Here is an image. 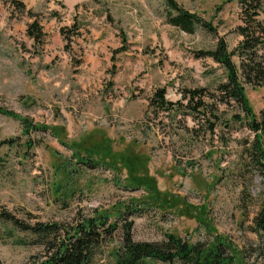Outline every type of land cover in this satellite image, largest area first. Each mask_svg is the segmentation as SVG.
Instances as JSON below:
<instances>
[{
  "label": "rangeland",
  "instance_id": "1",
  "mask_svg": "<svg viewBox=\"0 0 264 264\" xmlns=\"http://www.w3.org/2000/svg\"><path fill=\"white\" fill-rule=\"evenodd\" d=\"M177 2L217 33L199 28L189 35L166 27L164 0L160 12V0H115L113 15L122 30L118 49L124 45L126 51L114 55L116 49L109 60L115 68L89 84L91 77L80 68L83 54L78 48L73 53V45L65 50L48 22L56 17L57 25L66 23L65 0H36L28 4L30 17L10 18L9 3L0 1V112L47 129L26 134L21 121L0 113V211L34 225L72 224L97 214H108L114 223L119 212L138 208L143 215L128 220L136 241L162 242L174 235L195 243L218 236L241 254L236 264H264V238L255 232L264 180L247 160L255 135L243 111L223 107L214 133L181 111L145 117L157 89L166 88L167 99L178 102L185 88L213 91L225 82L220 65L195 53L214 50L221 38L230 51L242 41L237 1ZM98 4L110 19L108 3L101 0L83 1L71 18L95 14ZM35 20L44 34L36 45L24 34ZM98 91L104 94V117L97 129L68 131V116L78 123L88 97ZM246 95L260 117L264 87L248 86ZM121 236L118 231L95 264H113ZM42 253L32 235L0 224V264H31Z\"/></svg>",
  "mask_w": 264,
  "mask_h": 264
},
{
  "label": "trees",
  "instance_id": "2",
  "mask_svg": "<svg viewBox=\"0 0 264 264\" xmlns=\"http://www.w3.org/2000/svg\"><path fill=\"white\" fill-rule=\"evenodd\" d=\"M1 1V0H0ZM9 3L19 16L32 15L26 6L18 0H3ZM237 1L241 8L240 21L236 32L242 37L234 51H230L224 39H219L214 50L199 51L195 58H210L220 65L226 73V81L218 84L213 91L208 88H185L181 92V100L172 102L167 99V89H157L149 99L146 119L153 113L155 119L165 113L180 112L184 116H193L200 127H208L214 133L220 122L218 115L223 107H239L245 114V122L255 135L252 147L248 150L247 160L264 180V110L257 117L249 105L246 88L264 87V21L262 0H228ZM165 18L168 25L182 33L194 35L199 28L210 34L217 29L211 22L198 14L192 13L177 0H164ZM43 28L38 20L27 27V37L34 45L43 38ZM61 35L66 43L65 50H70L72 39L79 35L77 25L61 28ZM126 39L123 38V43ZM126 51V47L114 52L118 55ZM237 58V61L234 60ZM115 68V66H114ZM21 121L24 132L44 131L29 120L19 117L13 112H0ZM211 117L212 118L211 120ZM240 119V117H237ZM85 166L87 163H82ZM143 215L138 209L131 208L119 212L115 222H111L108 214H97L94 217L82 218L72 224L34 225L20 222L8 211H0V224L12 225L17 231L28 233L34 237L36 245L43 247V253L36 256L31 264H95L96 258L103 249L114 240L121 231V244L111 254L113 264H236L241 254L225 238L214 237L204 241L191 243L174 235H167L162 242L136 241L133 238V225L129 218ZM120 221V223H118ZM255 232L264 238V204L255 219Z\"/></svg>",
  "mask_w": 264,
  "mask_h": 264
},
{
  "label": "crops",
  "instance_id": "3",
  "mask_svg": "<svg viewBox=\"0 0 264 264\" xmlns=\"http://www.w3.org/2000/svg\"><path fill=\"white\" fill-rule=\"evenodd\" d=\"M18 1L24 3L27 12H32V6L36 3V0H31L30 3L27 0ZM83 1L85 0H65L67 6L66 11L71 14ZM101 1L108 3V9L111 10L110 15L112 19H109L107 14L103 12L105 10V8L103 7L104 4H98L96 8L94 7L96 13L93 14L94 11H92L89 14V17L85 19L77 17V15H75L74 17H77V19L75 20L74 18H71L70 14H67V19H65L66 23L59 22L57 25L58 21L56 17H51L48 21L49 25L57 30L55 32V36H58L63 45H65L66 43L61 35V28L71 27V25L73 26L75 24L78 26L80 34L76 36V38H73V42L71 43V45H73V53L76 52L75 48H78V51L83 54V60L80 68H83L88 77H91L92 81L89 84L95 83V78L102 76L105 73L104 71L108 70L107 68L109 66L115 65V63L112 64L109 61L110 57L113 55V52L120 47V45L122 46V30L117 26L118 20L113 15L115 0ZM160 1L161 4L159 6V12L163 6V0ZM28 4L32 6H29ZM7 11L9 12V18L10 16L13 17L16 14L13 10H10V4H8ZM159 16L161 18V22L164 24V18L161 15ZM166 27H169V25L166 24ZM136 31H138L139 34H143V30L136 29ZM24 34L27 37V28ZM29 40L33 41L31 39ZM103 96L104 94L101 91L95 93L93 97L89 96L87 103H85L84 105L85 111H83L82 119L78 120L79 118L77 117L78 123L71 116H68L69 123L67 130H73L76 126L83 127L87 131L97 129V122L104 117V108L101 107Z\"/></svg>",
  "mask_w": 264,
  "mask_h": 264
}]
</instances>
